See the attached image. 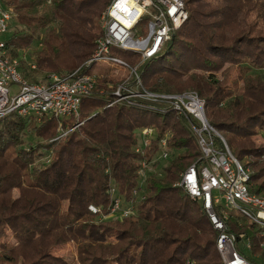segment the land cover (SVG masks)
I'll return each instance as SVG.
<instances>
[{"label":"trees","instance_id":"1","mask_svg":"<svg viewBox=\"0 0 264 264\" xmlns=\"http://www.w3.org/2000/svg\"><path fill=\"white\" fill-rule=\"evenodd\" d=\"M183 1L189 19L157 58L139 65L138 54L113 53L137 67L148 92L196 93L209 124L250 170L252 191L264 195V147L252 139L264 132V0ZM111 2L2 0L14 8L13 25L21 28L7 49L12 56L31 52L37 69L25 70L30 81L74 73L92 57L103 34L100 19ZM35 45L39 49L33 51ZM227 66L238 75L231 87ZM257 66L261 73H253ZM98 73L94 95L83 99L79 120H71V128L81 125L62 139L56 140L60 123L53 117L28 123L11 114L0 120V228H9L14 240L0 244V264H75L52 253L71 243L78 245L79 264H223L216 248L219 233L200 204L176 187L181 174L201 159L192 122L169 103L138 98L131 105L115 103L118 87H132L137 78L127 80L109 67ZM143 129L155 134L137 153ZM28 134L37 139L35 145L26 146ZM167 135L173 159L158 176L157 158ZM47 156L49 164L42 162ZM141 162L154 171L146 176L145 198L138 200ZM112 189L125 204H135L134 215L106 218L114 204ZM239 220L232 215L230 233L239 242L249 239L253 254L264 257L259 227Z\"/></svg>","mask_w":264,"mask_h":264},{"label":"built area","instance_id":"2","mask_svg":"<svg viewBox=\"0 0 264 264\" xmlns=\"http://www.w3.org/2000/svg\"><path fill=\"white\" fill-rule=\"evenodd\" d=\"M15 19L14 8L1 3L0 38L10 33ZM188 19L183 0H112L100 19L103 34L96 42L92 57L74 73L65 76L51 74L38 83L28 80L24 74L26 69H37L35 63L27 62L30 54L20 51L19 55L12 56L6 41L0 39V120L11 114L22 117L28 123H41L46 117L59 119V137L56 139L59 140L81 125L71 128V120H79L83 99L94 95L101 76L99 67H109L116 75L126 76L127 80L137 78L138 83L132 87L128 84L118 87L115 103L127 102L131 105V100L135 98L157 104L169 103L175 111L188 116L200 147L201 159L181 174L176 187L182 188L200 204L214 230L219 233L216 248L223 264H254L250 257V254L253 255L250 240L244 238L237 241L230 233L228 222L236 214L240 217V224L257 225L259 237L264 239V195L252 191L250 170H246L233 156L222 135L209 124L205 102L192 92L179 96L148 92L139 80L137 67H132L113 53V50H122L138 54L142 60L139 65L157 58ZM137 30L141 32L139 36ZM154 134L152 129L139 132L141 145L136 149L137 153H143L151 145ZM169 138L167 135L161 143L162 149L157 158L161 163H169L173 159L167 147ZM50 160L47 156L42 162L49 164ZM148 167L141 162L138 172L141 176L140 190L134 193L138 200L145 198V171ZM110 193L114 204L107 219L134 215L135 204H125L116 189ZM90 210L98 212L95 207ZM260 250L264 251V243L260 245ZM186 264L195 263L187 261Z\"/></svg>","mask_w":264,"mask_h":264},{"label":"rangeland","instance_id":"3","mask_svg":"<svg viewBox=\"0 0 264 264\" xmlns=\"http://www.w3.org/2000/svg\"><path fill=\"white\" fill-rule=\"evenodd\" d=\"M20 29L21 28L16 27V25H13V23H12V27H11L10 33L4 35L0 39L1 40H4L6 42H9L12 39V37H13L12 35L14 33H19L21 31ZM140 34H141L140 30H137V35L139 36ZM38 49H39V47L37 45H35L33 51L38 50ZM32 60H33V55H31V52H30V55H28V61H27L28 64L30 62H32ZM227 67L226 68H227V70H229V72L227 73V78L226 79H228V81H227L228 87H231L232 83H234V81H236L238 79V75H237L235 69L230 68V66H227ZM243 67H246V65L245 66L243 65ZM261 72L262 71L259 70V67L258 66L253 71V73H261ZM217 77H218V79H221V81L222 80L225 81L223 79L222 73H219L217 75ZM37 78L41 80L42 76H38ZM225 83H226V81H225ZM13 90H15V88H13ZM205 115H206V113H205ZM140 136L141 135H139V137ZM24 139H25V142H26V146L27 147L32 146V145H35V143L37 142V139L33 135H31V134L30 135L29 134L26 135V137ZM252 139H253L256 147H258V146L264 147V132L259 131L257 134H255L253 136ZM224 140H225V138H224ZM139 141L141 142V139H139ZM225 142H226V140H225ZM163 165H168V162L167 163H162V165H160V167L158 169L159 172L157 173L158 176H161L162 175L161 167H163ZM153 171H154V169L152 167H148V169L145 171L146 176L149 173H153ZM116 217L119 218V216H116ZM108 219H114V217H109ZM117 237L118 236H113L112 239H111V241L117 242V239H118ZM5 242H10V243H13L14 242L13 236H12V232L7 227H1L0 228V244L1 243H5ZM77 248H78V245L76 243H71V244H67L66 246H62L60 248H56V249L52 250V253H53V255H55L57 257H61V258L62 257H66V258L69 259V261H72L73 260L75 262V264H79L78 263V260H77ZM250 257L252 258V262L254 264H264V257H258V255H255V254H253V255L250 254Z\"/></svg>","mask_w":264,"mask_h":264},{"label":"water","instance_id":"4","mask_svg":"<svg viewBox=\"0 0 264 264\" xmlns=\"http://www.w3.org/2000/svg\"><path fill=\"white\" fill-rule=\"evenodd\" d=\"M175 37V36H174ZM174 37H173V39H174Z\"/></svg>","mask_w":264,"mask_h":264}]
</instances>
